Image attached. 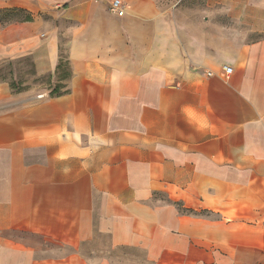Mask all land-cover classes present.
<instances>
[{"label":"crops","instance_id":"crops-1","mask_svg":"<svg viewBox=\"0 0 264 264\" xmlns=\"http://www.w3.org/2000/svg\"><path fill=\"white\" fill-rule=\"evenodd\" d=\"M110 2L0 0V264H264V0Z\"/></svg>","mask_w":264,"mask_h":264},{"label":"rangeland","instance_id":"rangeland-1","mask_svg":"<svg viewBox=\"0 0 264 264\" xmlns=\"http://www.w3.org/2000/svg\"><path fill=\"white\" fill-rule=\"evenodd\" d=\"M6 9L12 10L14 8H6ZM24 16H25L24 14L17 13L16 15L9 16V17H2V15H0V18L2 19L3 25H6V24H10L13 20H16L18 18H23ZM63 55L66 56L65 53ZM68 67L69 66L67 62L62 60V68H63L62 70L64 71V73L66 72L68 74ZM11 70H12V66L10 64H1L0 65V76L9 77Z\"/></svg>","mask_w":264,"mask_h":264},{"label":"built area","instance_id":"built-area-1","mask_svg":"<svg viewBox=\"0 0 264 264\" xmlns=\"http://www.w3.org/2000/svg\"><path fill=\"white\" fill-rule=\"evenodd\" d=\"M110 10L119 17H123L127 12V5L123 2V0H111L110 2ZM233 69L230 66L223 67L224 76L231 75ZM211 75V73H209Z\"/></svg>","mask_w":264,"mask_h":264},{"label":"trees","instance_id":"trees-1","mask_svg":"<svg viewBox=\"0 0 264 264\" xmlns=\"http://www.w3.org/2000/svg\"><path fill=\"white\" fill-rule=\"evenodd\" d=\"M17 13L24 14L25 16L23 18H18L16 20H13L12 22H15V21H31L32 20L31 14L25 9H21V8H14L12 10L0 9V15H2V17L13 16V15H16ZM0 24H3L1 18H0Z\"/></svg>","mask_w":264,"mask_h":264}]
</instances>
